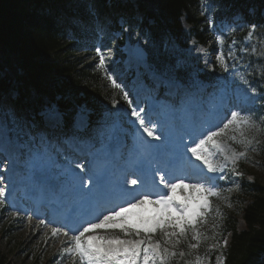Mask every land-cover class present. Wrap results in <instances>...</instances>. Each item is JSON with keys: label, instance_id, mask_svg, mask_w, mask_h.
Listing matches in <instances>:
<instances>
[{"label": "trees", "instance_id": "trees-1", "mask_svg": "<svg viewBox=\"0 0 264 264\" xmlns=\"http://www.w3.org/2000/svg\"><path fill=\"white\" fill-rule=\"evenodd\" d=\"M64 1L0 0V100L9 99L11 89L16 87L12 83L17 80V89L23 94L21 101L31 106L56 107L69 114L80 106L95 109L101 102L109 101L113 91L92 66L75 55L69 44L63 41V35L58 33L67 21L53 20L57 21L55 18L59 16L72 18V13L76 12L88 21L86 8L93 5L100 16L106 17L117 11L109 9V0ZM136 1V18L143 22L151 17L158 24L152 27L145 23L143 27H148L152 35L151 45L147 46L150 53L148 64L164 73L175 70V61L168 59L171 50H163L164 46L171 45L169 37L180 45L187 42L179 22L183 16L193 26L191 34L199 42H205L206 23L198 17V11L205 19L210 11L219 6L215 16V20L219 21L220 16L227 14L233 5L243 11L248 7L254 8L252 18L259 24L253 29L234 27L225 38L224 49L225 54L240 62L238 72L246 81L254 84L264 81V16L259 14L264 11V0H206L200 5V0ZM202 4L207 10L200 9ZM244 18L249 20V16ZM201 27L202 33L199 31ZM253 34L258 37L256 41L252 39ZM228 48L231 51H227ZM229 198L232 209L222 205L219 207L221 216L214 218L208 226L200 227L202 236L198 247H188L189 243H195L191 238L182 241L179 247L186 257L198 252L209 264H218L222 255L223 264H264V185L257 179L252 183L244 180L239 190ZM1 219L0 214V225ZM240 220L243 229H238ZM2 228L10 230L9 226ZM226 237L228 242L225 251H222V242ZM186 262L193 264L187 259L184 264ZM0 264H12L1 251Z\"/></svg>", "mask_w": 264, "mask_h": 264}, {"label": "snow or ice", "instance_id": "snow-or-ice-1", "mask_svg": "<svg viewBox=\"0 0 264 264\" xmlns=\"http://www.w3.org/2000/svg\"><path fill=\"white\" fill-rule=\"evenodd\" d=\"M108 7L113 11L122 12L126 7V0H109ZM99 16L100 12L97 11V18ZM121 18L124 19L125 16L122 14ZM127 19L130 20L131 17ZM252 27L255 28V25ZM123 31L130 32L131 26L123 28ZM97 53L100 55L98 66L103 68L104 56L100 49H97ZM107 79L111 81L114 89L121 87L111 75H108ZM124 98L128 99L126 93ZM132 115L152 141L162 139L160 135L154 134L153 128L148 126L139 111L133 109ZM226 121L222 127L208 128L206 132L201 133L198 142L193 145H185V154H191L189 163L195 159L208 173L216 174L208 177L209 180L227 181V174L219 173H226L229 164L233 165V176L240 175L235 170V165L245 153H235L226 140L250 144L251 141L244 137V132L248 128L256 127L248 116L235 110L231 111L230 118L226 117ZM230 131L239 132L243 139L237 141L236 135H229ZM218 156L223 157L220 163L216 162ZM76 167L81 168V165L77 164ZM81 170L83 171V168ZM151 175L152 182L149 185L145 179L143 162H139L131 173L132 178L125 177L119 186L116 196L118 203H114L113 197L107 193L103 179L96 178L93 188L82 193L89 202H95L96 211L91 218L78 222L74 228L53 227L52 236L62 234L66 237L70 242L66 251L73 258H78L80 264H171L177 255H186L184 252L178 253L175 249L182 241L188 239L189 234L191 241L196 243H189L188 247H198L202 236L198 227L206 222L212 213L211 200L220 195V189L211 183L202 182L200 178H170V173L160 168ZM85 187L87 185L81 184V188ZM178 188L189 190L187 195L181 192L184 198L180 200L173 195ZM5 201V190L0 189V204ZM148 204L157 208L155 215L145 216L141 211ZM40 223L43 224L44 221L41 220ZM157 232L162 233V240L154 239ZM196 264H201V261L197 259Z\"/></svg>", "mask_w": 264, "mask_h": 264}, {"label": "rangeland", "instance_id": "rangeland-1", "mask_svg": "<svg viewBox=\"0 0 264 264\" xmlns=\"http://www.w3.org/2000/svg\"><path fill=\"white\" fill-rule=\"evenodd\" d=\"M66 2V0L64 1ZM54 16H56V13H53ZM66 17L64 16H59L57 21L53 22H58L62 21L64 22ZM184 19V18H183ZM182 19V20H183ZM72 24L76 23L75 20H68ZM57 24V23H55ZM75 25V24H74ZM183 29L185 32H189L188 29H190L189 24L187 25L182 24ZM209 29H213L212 23H209ZM213 34V33H209ZM118 35H116L114 38H117ZM190 45L192 47V54L193 56L196 55V57L199 58L201 63L203 65H209L211 62L215 61L219 63V66L224 68V62L220 59H217V57L220 55V41L218 38H216L215 42L207 45V46H200L199 43L195 38L190 39ZM101 45V42L99 43ZM99 45V47H100ZM98 47V49H99ZM115 48V46H114ZM104 56L105 59V65L108 61H110L113 58V55H115V50L111 49L109 52H101ZM209 55H208V54ZM80 55V53H76V56ZM96 58H98L96 60ZM81 60L85 61L87 65H91L93 63L99 64L100 60V55L97 53L96 50V56L91 57L90 59L87 57L82 56L81 54ZM116 63L119 62L118 66H116L117 69V74L115 76L111 75L119 84L122 86V88L125 90L126 89V79H129L130 76L134 75V71L131 68V66L127 65V58L125 57L123 60H115ZM128 63L133 65V68H137L140 65H144L142 62L133 59L131 57L128 58ZM104 65V67H105ZM137 65V66H136ZM145 67V65H144ZM130 70V73H125ZM132 71V72H131ZM227 82L226 87L229 88V86L236 84L239 86L238 82L236 83V79L234 77L233 73H228V76L226 79H224ZM237 81H240L237 79ZM9 83V82H8ZM14 86L11 90L14 91V94L19 95L20 91L17 89L19 86V83L17 80H14L12 83ZM21 86V84H20ZM247 90L248 88L245 87H240L239 86V91L240 90ZM251 92V90H250ZM22 94V93H20ZM128 94V92H126ZM246 94V92L244 93ZM23 95V94H22ZM28 98V97H27ZM130 99H127V103L130 105ZM101 109L103 110L104 117L107 119L109 124H113L114 121L117 118H120L126 114L121 108L117 107L115 110V113L111 116L108 115L109 111V106L107 104H103ZM135 109V107H132V111ZM122 112H119V111ZM136 110V109H135ZM238 111V110H235ZM191 112V108H190ZM240 112V111H239ZM125 113V114H124ZM132 113V112H131ZM196 113V114H195ZM195 118L197 117V111L194 112ZM244 116H248V113H241ZM169 114H166L165 117L168 118ZM143 117V116H142ZM251 119V118H250ZM159 121H157L153 126L150 124L149 127L153 128L154 134H162V139L159 141H152L143 131V129L140 127L139 122L136 121L133 123L135 135H134V141H135V149L139 148L142 150V152L147 155L148 151L150 150L152 152V149L148 147V145H156V146H163V141L165 140V135H167L168 132L165 131V135L163 134V129L158 127ZM194 124V123H193ZM259 129L262 130L263 133V140H264V119L258 124ZM169 128L173 129L172 126H169ZM12 130L16 133L19 134L20 128L17 126H14ZM229 135H236L237 141L243 139L240 136L239 132L232 133L231 131L229 132ZM244 137L247 138V140L254 141V147H261V145H264V142H259L256 140V135L254 133L253 128H248L244 132ZM178 140L180 142H185L187 143L186 139H182V137H179ZM228 143L232 144L235 148L240 150L241 148L245 146V144L239 143V142H233L232 140H226ZM166 143H169L168 141ZM262 143V144H261ZM183 143H178L176 146L182 147ZM253 151V149H251ZM244 158V156H243ZM243 170L248 174L247 178L251 181V178L253 180L257 179L261 184L264 185V156L261 153H257L256 150L253 151V154L248 155L244 162H243ZM48 173V171L42 169L39 172H36V175L40 174H45ZM235 177V176H233ZM218 188L220 189V195L218 197H213L211 200L212 203V213L207 217L209 218V221L212 220L211 217L215 215H219L220 208L222 205H229L227 206L229 209H232L231 203L229 202L228 199H225L223 196V189L221 186L218 185ZM238 188V187H237ZM236 188V189H237ZM235 189V190H236ZM182 189H176L175 192H181ZM234 191V190H233ZM233 191L229 192V194H232ZM157 213V208H155L154 213L151 214L155 215ZM9 220V219H8ZM23 224H26L25 221H22ZM53 228V227H52ZM50 227H45V226H33V227H28L25 225H14L11 227L9 231L7 230H2L0 228V251L5 254L10 263L12 264H80V261L78 258H73L68 254L66 249L70 246V242L67 240L66 237H64L62 234L58 235L56 237L52 236V232ZM238 229H243L242 224L239 222L238 223ZM191 236V234H189ZM154 237L161 238L162 233L157 232Z\"/></svg>", "mask_w": 264, "mask_h": 264}, {"label": "bare ground", "instance_id": "bare-ground-1", "mask_svg": "<svg viewBox=\"0 0 264 264\" xmlns=\"http://www.w3.org/2000/svg\"><path fill=\"white\" fill-rule=\"evenodd\" d=\"M141 62V61H140ZM137 66V65H136ZM138 67V66H137ZM145 68H146V66H145ZM196 114V113H195ZM198 114V113H197ZM196 120H197V117L195 118ZM193 124V123H192ZM191 138H193V135H190V137H189V140L191 139ZM183 140L185 139V138H182ZM185 143V142H184ZM176 147H179V148H182V147H180V146H176ZM152 166H154V167H157V163L154 161V159L152 158V160H151V162H150V167L147 165V164H145L144 165V167L145 168H147V169H149V171H151V167ZM207 174H208V172L207 171H205Z\"/></svg>", "mask_w": 264, "mask_h": 264}, {"label": "water", "instance_id": "water-1", "mask_svg": "<svg viewBox=\"0 0 264 264\" xmlns=\"http://www.w3.org/2000/svg\"><path fill=\"white\" fill-rule=\"evenodd\" d=\"M136 49H137V51L139 52L140 57H142V58H145V57H146V54H145L142 50H140V49H138V48H136Z\"/></svg>", "mask_w": 264, "mask_h": 264}]
</instances>
